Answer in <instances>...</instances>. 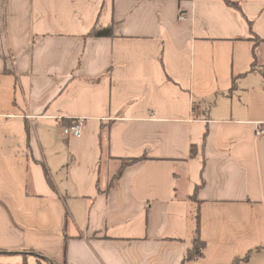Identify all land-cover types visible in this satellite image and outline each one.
Here are the masks:
<instances>
[{"label":"crops","instance_id":"1","mask_svg":"<svg viewBox=\"0 0 264 264\" xmlns=\"http://www.w3.org/2000/svg\"><path fill=\"white\" fill-rule=\"evenodd\" d=\"M263 68L264 0H0V264H264Z\"/></svg>","mask_w":264,"mask_h":264},{"label":"trees","instance_id":"2","mask_svg":"<svg viewBox=\"0 0 264 264\" xmlns=\"http://www.w3.org/2000/svg\"><path fill=\"white\" fill-rule=\"evenodd\" d=\"M231 3V2H230ZM234 5V4H233ZM90 35L95 36V37H103V36H107V37H111L113 36V26H109V27H100V26H95L91 32ZM264 71V68H263ZM71 123V121H69L68 125ZM192 152L194 153L195 150L194 148L192 149ZM137 161V159H130L127 160L125 163H133ZM121 171L117 172V174H115V176L113 177L110 186L113 185L116 181H118L119 177H120ZM199 217V216H198ZM197 217V230H196V236L194 239V247L193 249L189 250L187 253V259H193V258H199L203 255L202 253V249L204 246V242L201 240L200 236H199V218ZM250 252L246 254V256L244 257V261L247 260L249 258ZM239 264V263H237Z\"/></svg>","mask_w":264,"mask_h":264},{"label":"built area","instance_id":"3","mask_svg":"<svg viewBox=\"0 0 264 264\" xmlns=\"http://www.w3.org/2000/svg\"><path fill=\"white\" fill-rule=\"evenodd\" d=\"M83 127H84V120L82 118H78L73 120L71 124L62 126L61 132L67 138L78 137L82 134ZM257 134H264V129H259L257 131Z\"/></svg>","mask_w":264,"mask_h":264},{"label":"rangeland","instance_id":"4","mask_svg":"<svg viewBox=\"0 0 264 264\" xmlns=\"http://www.w3.org/2000/svg\"><path fill=\"white\" fill-rule=\"evenodd\" d=\"M38 258H40V256H37Z\"/></svg>","mask_w":264,"mask_h":264}]
</instances>
